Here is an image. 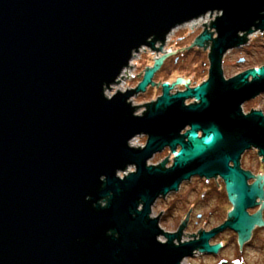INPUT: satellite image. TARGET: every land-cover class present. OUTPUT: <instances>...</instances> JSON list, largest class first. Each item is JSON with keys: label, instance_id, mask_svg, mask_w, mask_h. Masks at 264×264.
I'll list each match as a JSON object with an SVG mask.
<instances>
[{"label": "water", "instance_id": "1", "mask_svg": "<svg viewBox=\"0 0 264 264\" xmlns=\"http://www.w3.org/2000/svg\"><path fill=\"white\" fill-rule=\"evenodd\" d=\"M212 11L221 15L189 45L211 40L205 82L174 94L165 82L155 101L132 106L163 59L189 46L169 47L136 88L105 95L139 48L161 51L172 29ZM253 30L264 32V0H0V264H180L196 250L215 254L222 244L209 241L225 229L240 249L264 225V174L239 162L250 148L264 162V115L241 110L264 93V65L226 80L221 60ZM139 135L144 146H129ZM166 148L170 167L167 157L147 164ZM194 176L221 178L232 209L179 243L191 208L170 234L151 207Z\"/></svg>", "mask_w": 264, "mask_h": 264}, {"label": "rangeland", "instance_id": "2", "mask_svg": "<svg viewBox=\"0 0 264 264\" xmlns=\"http://www.w3.org/2000/svg\"><path fill=\"white\" fill-rule=\"evenodd\" d=\"M204 18L203 23L215 19L214 15ZM201 19V18H200ZM193 21L184 23L172 29L165 37L164 43L160 50H152L149 47H141L134 53L128 66L122 70L120 78L118 77L115 84L111 88L105 90L106 96H111L117 90H131L136 88L141 78L138 75L143 74L145 66L151 68L154 65L153 56L157 57L164 54L165 50L173 51L174 49L184 48L190 45L191 42L204 30L201 25L192 24ZM210 25V23H208ZM207 24V25H208ZM214 35L211 39L216 38L217 34L214 29H211ZM243 34V33H242ZM247 41L241 46L235 47L225 52L221 60V69L224 79L234 77L248 69L258 68L264 65V32L253 30L246 34ZM203 43L202 46L191 45L187 49L176 50L175 53H170L165 57V61L160 65L154 73L152 79L153 85H148L143 92L135 94L130 98L132 106L142 105L155 101L157 96L161 95V86L165 82L167 85H172L171 94L177 91H183L186 87L194 88L205 82L208 79L209 58L211 40ZM160 44H155V48ZM205 46V49H203ZM165 49V50H164ZM177 78H181L184 83H175ZM116 80V81H117ZM159 82V83H158ZM158 83V84H157ZM157 84V87H156ZM184 84H187L186 86ZM194 100L185 101L188 105ZM145 110V106H138L135 109L136 115H140L141 111ZM241 110L244 115L250 110H260L264 115V93L255 98L244 102L241 105ZM183 133V131L181 132ZM146 142L145 135L134 137V140L129 142V146L133 148L142 147ZM167 157L165 162L166 167H170L173 162V154L168 148L160 153L154 154L148 161V165H158ZM257 149L250 148L240 156V168L244 171H249L251 175L262 176L264 174V162L260 160ZM134 168L128 167L126 174L133 172ZM123 177L122 173L118 174ZM256 180L255 177H250L248 184H252ZM262 183V178L260 179ZM218 184V186H217ZM262 191L264 196V179L262 183ZM259 202V199H257ZM263 202V199H260ZM101 202V205H104ZM191 210L189 211V209ZM232 209V202L228 199L225 184L221 178H200L197 176L191 177L187 181H183L177 191L171 192L164 197L156 199L151 207V218L159 215V228L166 233H176L186 218V225L182 229L179 243L188 242L189 240L197 239L198 230L209 232L227 220V213ZM259 209L257 206L247 210L248 215L254 214ZM260 219L264 222V206L261 209ZM196 236H189L191 234ZM185 235V236H184ZM237 233L230 229H225L217 233L210 241V245L221 243L218 251L215 254H206L200 251H194L191 257H187L180 264H264V225H254L253 230L247 240L242 242L241 251L237 242ZM159 241L165 242L166 238L160 236ZM178 245L177 239L173 241Z\"/></svg>", "mask_w": 264, "mask_h": 264}, {"label": "bare ground", "instance_id": "3", "mask_svg": "<svg viewBox=\"0 0 264 264\" xmlns=\"http://www.w3.org/2000/svg\"><path fill=\"white\" fill-rule=\"evenodd\" d=\"M206 14H208V15H210V12H208V13H206ZM205 14V15H206ZM205 15H203V16H200L199 18H197V19H194L193 20V22H192V24H197V25H199L200 24V22H201V25L203 24V20H204V18H207V16H205ZM211 15H214V17L217 15L218 17L221 15V12L220 11H212L211 12ZM201 18V19H200ZM214 21V20H213ZM203 27H204V25H202ZM209 29V30H208ZM211 29H213L212 27H210L209 28V24L208 25H206V30H207V32H213ZM215 30V29H214ZM216 32V31H215ZM169 35V34H168ZM211 35H214V33H211ZM247 41V40H246ZM205 43V42H204ZM157 44H160V42H157ZM132 56H134V55H132ZM164 61H165V58L163 59V61H162V64L164 63ZM158 70V69H157ZM145 71V70H144ZM209 71V70H208ZM223 75V74H222ZM154 78V74H153V76H152V79ZM152 79H151V81H152ZM117 84V83H116ZM110 88H111V86H110ZM109 88V89H110ZM120 92H125L124 90H121ZM171 92V91H170ZM135 96V95H134ZM134 96H132V97H134ZM131 97V98H132ZM134 114L136 115V113L134 112ZM142 114V113H141ZM140 114V115H141ZM201 134H200V132H198V136H200ZM136 137V136H135ZM132 140H134V137L129 141V142H131ZM126 172H124V173H122V174H125Z\"/></svg>", "mask_w": 264, "mask_h": 264}]
</instances>
